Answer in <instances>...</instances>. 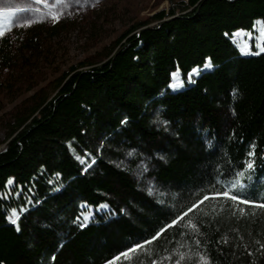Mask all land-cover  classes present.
Instances as JSON below:
<instances>
[{
    "label": "trees",
    "instance_id": "16d2710c",
    "mask_svg": "<svg viewBox=\"0 0 264 264\" xmlns=\"http://www.w3.org/2000/svg\"><path fill=\"white\" fill-rule=\"evenodd\" d=\"M166 1L104 60L70 67L51 97L35 93L15 111L0 151L2 264H105L198 198L187 218L200 231L172 226L152 251L183 252L182 264H197V254L209 264H264V209L241 205V214L222 197L203 200L214 174L242 168L246 198L264 200V51L242 54L232 41L254 20L264 26V0ZM39 28L0 37V83L36 47ZM193 68L194 82L169 89L173 73L185 80ZM149 184L168 195L150 194Z\"/></svg>",
    "mask_w": 264,
    "mask_h": 264
},
{
    "label": "rangeland",
    "instance_id": "374dc122",
    "mask_svg": "<svg viewBox=\"0 0 264 264\" xmlns=\"http://www.w3.org/2000/svg\"><path fill=\"white\" fill-rule=\"evenodd\" d=\"M54 4L55 0L39 6L34 0H0V9H23L0 12V27L10 29L6 32L18 31L23 36L29 29L41 27L33 51L24 52V59H19L1 77L0 151L4 149L15 111L28 106L31 96L39 93L41 97H51L55 91L54 80L70 67L80 62L104 60V50L112 46L121 33L137 20H145L169 7L166 0H80L79 4L70 3L67 7ZM54 15L59 19H54ZM29 20L31 23H27ZM58 21L59 29L50 31L48 26ZM262 34L264 26L257 19L252 28L233 32L232 41L242 54H259L264 40ZM206 65L201 69L208 68ZM189 83L188 76L183 80L179 72H175L170 84L176 86L169 89L177 90Z\"/></svg>",
    "mask_w": 264,
    "mask_h": 264
},
{
    "label": "snow or ice",
    "instance_id": "6c2138e0",
    "mask_svg": "<svg viewBox=\"0 0 264 264\" xmlns=\"http://www.w3.org/2000/svg\"><path fill=\"white\" fill-rule=\"evenodd\" d=\"M34 3L39 6L41 4H48L49 0H34ZM70 3L79 4L80 0H55V4H64L66 7L70 6ZM55 4L53 6H55ZM3 11H23V9H10V8H4L0 9V12ZM54 19H59V16L54 15ZM27 23H31V21H27ZM6 31H10V29H4L3 27H0V37H3L6 34ZM261 39H264V34L261 35ZM261 51H264V46L261 47ZM207 67H211L210 64L206 65ZM199 69L193 68L191 70V73L188 75V82H194L193 77L198 74ZM173 76H175V73H173ZM182 83V82H181ZM176 85L170 84L169 87L175 88ZM233 93L235 94V90H233ZM121 123H124V121H121ZM162 124H167V121H160ZM167 130V129H165ZM88 155L89 159H93L91 157V154ZM249 156L253 155V153L249 152ZM128 156L130 158H134V151L129 152ZM78 159H81L82 163H85L83 158L78 157ZM162 159V157H161ZM253 165L251 162H247L244 166L246 169H252ZM138 168L141 171V175L147 172V163L145 160H140L138 162ZM247 178L245 177L244 169L242 168L240 171H232L231 174L226 175L223 170L217 172L214 174L213 178L208 182L206 185V188L209 189V194L203 196V200L206 201L210 197H222L227 202H234L236 208H238L239 212L241 214H244L247 211L246 207H253V208H259L264 209V200H252L246 198V196L243 193V190L246 186ZM150 189V194L152 195H159L161 197L167 196V193H162L160 190L156 189L154 185L149 184L148 185ZM203 191V190H200ZM160 203H163V198L159 201ZM202 203L201 199H196L195 202L191 203V206L187 208V212L181 211L177 214H175V218H171L167 223H165L163 226H161L154 235H151L150 237L146 239H142L140 241H133L130 246L125 247L123 251H120L113 255L111 258L105 260V264H133L135 261V264H145V261H147V264H164V261L170 262V264H182V261L186 259L183 252H172L168 253L167 255L163 257H159L158 253H154L152 251V245L153 242L158 241L159 238H161V234L165 233L166 230H169L172 228V226H176L177 228H180L182 225L186 226L188 229H190V232L187 233L188 235H191L192 233H196L200 231V224L197 222H194L192 220H188V213H191L194 209H197L198 205ZM231 206V203H230ZM108 206L105 204L97 206V210H103L107 208ZM12 215L10 217V222L12 224H16V219L18 218V211L17 209H11L10 210ZM121 212L124 211V209L120 210ZM109 212L114 214L113 210L109 209ZM81 217H77V220L79 221ZM85 222H87V217H83ZM186 222V223H185ZM200 223H203L201 221ZM80 227H84V224L81 223L79 225ZM183 231H181L180 235H185ZM197 244H199V241L197 240ZM182 247V245H181ZM261 247H264V245H261ZM198 261L197 264H209V261L202 255L197 254ZM54 259V256L52 257ZM2 264V262H0Z\"/></svg>",
    "mask_w": 264,
    "mask_h": 264
}]
</instances>
